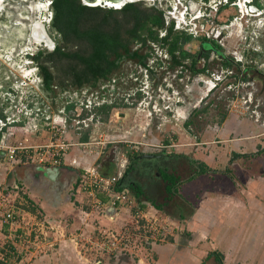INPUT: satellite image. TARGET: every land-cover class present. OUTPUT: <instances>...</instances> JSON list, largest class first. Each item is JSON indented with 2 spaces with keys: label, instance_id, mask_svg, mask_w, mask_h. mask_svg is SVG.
I'll return each instance as SVG.
<instances>
[{
  "label": "crops",
  "instance_id": "0c3cea01",
  "mask_svg": "<svg viewBox=\"0 0 264 264\" xmlns=\"http://www.w3.org/2000/svg\"><path fill=\"white\" fill-rule=\"evenodd\" d=\"M135 1H126L121 8H116L120 9L116 12L123 11L127 5L133 4L128 2ZM187 1L137 0L134 4L151 2L154 8L158 2L160 4L167 2L172 17L174 12H184L188 18L199 15L201 19L199 24L202 29H206L208 43L233 60L234 65L241 67L242 63L239 61L243 59V55L224 48L225 38H221L220 34L223 32L224 35L226 30H223L220 22L221 9L215 6L211 9L208 5L211 3L210 0H189L192 6H189ZM214 2L216 3V0ZM84 5L85 9L90 8L88 20L84 21L82 27L86 32L90 27L86 25L89 17L95 15L91 9L95 7ZM110 11L114 12L111 9ZM130 16L129 13L114 12L113 17H109L106 23L115 26L127 22L128 25ZM235 19L236 17L233 20ZM228 22L233 23L232 20ZM168 23L173 24L175 31L191 36V41L198 32H202L200 27L198 30L191 29L190 26L179 27L176 20ZM165 30L160 31L161 37L167 35L168 31ZM127 34L122 37L128 42ZM65 39L64 43H66ZM134 41L131 42L133 50L137 45ZM67 42L66 47L73 50L81 46L83 39L75 37L72 30ZM156 46L158 45L151 43V47ZM210 47L208 50L212 51L213 47ZM157 50L161 54L154 49V53L143 64L139 61L136 63V60L129 63L128 61L132 59L126 55L117 59V54L111 56L108 54L110 56L108 59L113 63L112 66L110 65L112 73L109 80L100 81L96 87L99 88L100 84H104L101 89L106 90L108 93L105 95L109 96L103 95L105 99L97 98L95 93L88 94L82 91L85 87L94 88L89 84L82 87L71 85L69 76L66 75L67 71L68 73L72 70L83 71L88 67L83 59L91 57V50L79 54L68 52L70 56L64 54L65 52L59 54V70L63 73L60 77H68L65 80L59 77L53 81L52 90L39 89L36 79L29 78L24 79L22 86L15 85L11 94L0 95V129L6 123L8 130L16 132V141L24 135V129L18 131L17 128H25L37 123L39 130L32 132L30 142L34 144L47 142L51 134L45 124V116L56 110L55 114H61L59 116L66 117L69 122L64 139L74 145L65 154L63 165L59 167L60 173L54 180L46 176L41 180L36 179L32 171L37 165L6 164L8 161L2 154L1 201H6L3 193L10 189L21 192L24 199L19 201L21 209L16 204L18 201L14 204L18 206L17 209L25 221L29 220L34 224L46 222L49 226L61 225L66 229L68 237L56 243L54 247L37 246L35 249L31 246L30 253L21 255L19 250L22 248L23 238L27 237L24 234L26 231L22 228L24 221H20L15 231L8 224L2 225V212H0V264H264L263 261L261 263L258 261L261 254L256 251V240L251 233L257 229V220L252 222L251 216L253 213L255 215L253 218L260 214L263 216L264 209L257 210L256 214L252 213V209L239 211L238 206L246 208L244 204L240 206V196L230 194L224 187L215 183L218 171H222L221 169L232 170L231 168L237 166L241 168L242 161L249 162L251 169L252 159L264 157L263 127L245 115L242 109L231 115L227 113L224 119L225 113L219 111L222 118L220 122L206 120L204 124L202 121L206 119L205 109L201 111L202 106L198 109H193L192 106L200 98H205L206 101L217 90L207 96V91L211 87L197 75L205 74L208 77L216 73L220 74L225 61L211 53L208 56V53V58L204 55L206 60L212 57L211 62H214L216 67L211 62L205 64L202 61L204 66L201 64L197 68L198 62L194 64L191 57L177 64L176 58H173L165 48L158 46ZM147 52L145 49L143 53ZM181 53L183 52H176L177 59L181 58ZM89 64L96 67L98 62L96 60ZM129 68H134L132 69L134 74L131 69L128 70ZM224 69L231 70L230 67ZM251 72L252 75L247 74L244 79L248 80L251 86L258 84V89H263L264 83L258 80L263 74L257 70ZM135 81L138 84L148 82V89H151L153 94L162 87L167 89L163 90L166 96H170L169 92L173 96L165 104L172 109L155 115L145 133L139 129L138 119L133 115L134 110H130L145 96L142 91L138 92L141 95L140 99L136 100L137 96L134 94L137 93L139 86ZM166 81L170 82V88L167 87ZM131 84L136 86L132 88ZM32 88H37L41 95L34 96ZM24 90L30 95L29 98L24 99L26 104L23 102L27 105L26 109L30 111L29 113H26L21 105V108H18L19 102L16 103L17 95L22 94ZM73 90L74 93H68ZM84 93L87 97H91L93 106L89 113L86 110L83 112V117L86 118L91 113L93 123L87 127H78L72 119L74 110L79 106ZM33 99L36 101L34 102ZM153 99H150V105H153L154 101L155 104L159 103V99L157 100L156 97L154 101ZM102 101L105 102L101 103ZM104 106H108L110 111L108 119L105 114L98 113V108ZM197 112L200 113L195 120L194 116ZM101 133H106L113 140L127 138L129 141L142 142L144 145L140 149L131 150L128 145L115 143L94 148L93 152L78 145L98 138ZM160 146L167 148L161 149ZM256 153L258 155L250 156ZM123 156L127 159V163L119 181V188L129 193L137 208L146 211L150 217L156 216L160 222L159 226L165 227L166 230L158 229L147 237L129 239L116 249L85 251L87 247L85 244L89 242L87 239L94 242L102 241L104 231H112L119 235L131 233L127 227L133 222L132 212L122 206L110 207L108 204L110 196L107 194L94 192L93 197L92 188L83 183V176L89 168H96L106 177L118 176ZM247 158L250 161H246ZM253 185L257 183L254 182ZM20 186L32 196L20 190ZM36 197L39 200H35ZM95 199L106 203L109 208L101 212L96 211L93 207ZM32 232L30 239L33 240L35 232ZM246 233L249 239H246ZM79 238L78 247L76 241ZM78 253L84 254L83 260L79 259ZM3 257L4 261L1 260Z\"/></svg>",
  "mask_w": 264,
  "mask_h": 264
},
{
  "label": "built area",
  "instance_id": "2783aa9c",
  "mask_svg": "<svg viewBox=\"0 0 264 264\" xmlns=\"http://www.w3.org/2000/svg\"><path fill=\"white\" fill-rule=\"evenodd\" d=\"M215 7H218V5H215ZM238 8V10L241 12V17H249L251 14L248 12V4L247 3H237L236 5L232 6ZM219 11V10H218ZM175 13V12H174ZM172 13L173 17L177 21V26L185 28L186 26H190V28L194 30H198L200 27L199 21L200 16L194 15L190 18L186 16L184 12L182 13ZM254 15V14H253ZM237 19V18H236ZM200 29H202L200 27ZM206 29H202V32H198L195 37L194 41L187 44L189 46L192 44L188 49L186 46V51L191 54H198V50H200V46L203 41H200L202 38H207ZM200 41V42H199ZM199 43V44H198ZM198 44V46H197ZM196 45L197 48L194 49V46ZM161 54V52H158ZM240 63L242 65L244 64V60H240ZM245 68H242L244 70ZM222 73V74H221ZM221 73H216L213 75H209L208 77L199 75L200 79L206 81L208 85L211 87L210 90L207 91V96L213 91L219 90V88L224 87V90H227L229 92H232L233 99L237 100V104H240L237 110L239 109H245L243 113L245 115L249 116L250 119L254 120L255 122H258L261 124L262 127H264V122H261L260 115L257 113V110L251 109V100L249 102L248 97L242 96V89L244 87V78L242 77V74L238 77L235 75L234 71L232 70H222ZM205 77L206 79H204ZM136 79V78H135ZM229 79V80H228ZM138 80V79H136ZM233 80V81H232ZM25 82V80H24ZM136 82V81H135ZM228 82L229 84H226ZM32 83V81H31ZM137 83V82H136ZM169 81H166V85L169 87ZM138 84V83H137ZM225 85V86H224ZM139 89L137 88V93L134 94L135 96H138V92H143L145 95L140 102L130 110H134L133 115L138 120V126L140 131L143 133L147 132L148 128L150 127L153 118L155 115L161 114L165 111H169L170 106L165 105L169 102V100L173 97L172 94L169 92L170 96H166L162 87H160L156 94H153L152 90L148 89V82H140L138 84ZM174 89V86H173ZM154 90V89H153ZM175 90V89H174ZM156 92V90H154ZM173 93V91H172ZM141 94V93H140ZM83 98L79 102V106L75 108L74 110V118L72 121H74V124L78 127H87L90 124L93 123L92 116H87L86 118L83 117V112L86 110L88 113L90 112L91 106H93V101L91 98L87 97L86 93L83 94ZM155 97L157 100L159 99V103L155 104L154 99ZM153 99L154 103L151 104V100ZM242 99V101H241ZM156 100V101H157ZM205 101V98H200L199 100L195 101L193 104V109H198L201 107V104ZM105 101H102L103 103ZM243 105V106H241ZM234 107V105H233ZM237 110L230 111V113H234ZM175 111V110H174ZM173 111V112H174ZM172 112V113H173ZM61 115V114H59ZM49 116L47 114L45 116V124L49 128L50 131V138L47 142L44 143H31L30 138L32 132H37L39 130V125L37 123H32V125L24 128V135L22 138L18 141H16V132L13 130H8L7 124L4 123L2 128L0 129V163L2 162V154H4V158L8 161L6 164H10L13 166H17L21 163H29V164H35L37 166H47V167H60L63 165V160L65 157V154L69 150L70 147L74 146L72 143L67 142L64 139V134L67 131V128L69 126V122L66 117L63 116ZM117 117L119 114L116 115ZM190 117V116H188ZM125 144L130 146V149L132 148L134 150L140 149L141 146L144 144L142 142H133L129 141L127 138H121L119 140H113L109 138V136L106 133H101V135L93 139L89 142L84 143H78V145L85 150H88L90 152H93L95 150L94 148L98 147H105L108 144ZM161 149L167 148L166 146H160ZM168 148H171L168 146ZM122 165H121V171L118 176L114 177H106L102 175L96 168H89L84 176H83V183L84 185H89L90 188H92V196L94 197V192H101L104 194H107L109 197V205L110 207H119L122 206L125 207L127 210L132 212V224L128 226L127 228L131 230V233H126L124 235L116 234L112 231H104L102 233V241L94 242L93 240L87 239L89 242L88 244H85L87 247L85 248V251L87 250H101L105 251L106 249H116L118 246H121L124 242L129 241V239L133 238H144L152 234L153 232L157 231L158 229H161L163 231L166 230L165 227L159 226V221L157 217L149 216V214L136 207V205L133 203L134 201L131 199L129 193L119 188V181L123 173V169L126 167L127 159L123 156L122 157ZM94 209L98 212H101L105 208H109L106 203L101 202L98 199H95ZM18 207L14 203H9L8 201L2 202L0 199V212H2L1 217V223L2 225H10L14 230H17V225L20 224V221H24L23 225L25 226L23 231H26L24 234H26V238H23V244L21 245L22 248H20L19 253L26 254L30 253V247L34 246L35 249H37V246L42 247H54L56 243H59L62 239L66 238V231L64 230L61 225L54 227L49 226L46 224V222H39L30 223L29 220L25 221L23 216H21V213L17 209ZM2 210V211H1ZM156 218V219H155ZM16 228V229H15ZM32 231L35 232L34 239H30L32 235ZM23 234V235H24ZM19 237V236H16ZM23 237V236H22ZM21 237V238H22ZM77 240V239H76ZM76 244L80 245V238L76 241ZM84 245V244H83ZM79 259L83 260L84 254L78 253ZM2 261L5 260V258H1Z\"/></svg>",
  "mask_w": 264,
  "mask_h": 264
},
{
  "label": "flooded vegetation",
  "instance_id": "af4514ba",
  "mask_svg": "<svg viewBox=\"0 0 264 264\" xmlns=\"http://www.w3.org/2000/svg\"><path fill=\"white\" fill-rule=\"evenodd\" d=\"M126 1L129 0H0V95L3 93L11 94L14 92L15 85L22 86L24 79L29 78H32L30 80L36 79L39 89H45L46 85L43 69H47V71L52 74L54 81L63 75L62 71L59 70V54H62V52H81V46L73 50L66 48L64 39L67 35L70 36V31L72 30L75 37H77L79 31L80 33L84 32L85 29L82 27L84 21L88 20L87 15L90 13V8L85 9L86 7L84 4L95 7L91 9L95 15L89 17V21L86 24L90 25L88 28L96 29L97 26L95 25L100 24L102 26L101 29L109 31L117 27H108V24L105 23V19L108 20L109 17H113L114 12L120 13L116 12L120 10L116 8H121ZM136 2L137 1L128 3ZM190 2L189 0L187 1L188 5ZM158 3L155 4V7L164 12V19H166V24H168L167 29H169L171 23L168 22L171 20L175 21V18L170 15L168 10L164 9L163 3ZM237 3H247L248 12L251 14L249 17L245 16L239 18L242 24H248L254 19H264V0H219L216 1L215 5H218V8L224 13ZM110 9L114 10V12L112 13ZM64 20H69L67 22L69 28H65L64 25L62 26L60 24V22ZM120 25L121 26L116 25L119 28L118 33L121 36H125L128 33L127 22ZM16 27H20L21 30L18 31ZM73 28L78 31H75ZM221 34V38L225 37L223 32ZM17 40L20 42L19 44ZM134 42L137 45L134 47L133 51L143 46L142 43H138L137 40ZM187 44L184 45V52L186 51L185 48ZM149 46H151V43H148L146 46V51H148ZM205 46L207 48L210 46L213 47L212 44L205 41L202 42L200 50L197 52H202ZM7 47L10 49L6 50ZM214 47L212 51L206 48V52H219V50ZM59 48L62 49L59 51ZM145 49L143 48L142 51L144 52ZM154 49L156 50V47ZM156 52H159V50H156ZM210 55L209 53L208 56ZM19 57L24 59L21 65H18L17 62ZM131 61L133 63V60H129L128 62L131 63ZM201 64H203L202 61L198 62L196 64L197 68L200 67ZM202 66H204V64ZM130 69L131 72H133L132 69L134 68H129L128 70ZM230 69L234 71L235 75L238 77L241 74L243 78L247 76V74L252 75L250 68L242 70V66L234 65L231 66ZM25 72L28 74L25 75ZM18 73L20 74V78L17 77ZM67 77L68 76L63 78L60 77L59 79L65 80ZM258 80L263 83L264 74L261 78H258ZM253 155L258 154H251L250 156L253 157Z\"/></svg>",
  "mask_w": 264,
  "mask_h": 264
},
{
  "label": "rangeland",
  "instance_id": "374dc122",
  "mask_svg": "<svg viewBox=\"0 0 264 264\" xmlns=\"http://www.w3.org/2000/svg\"><path fill=\"white\" fill-rule=\"evenodd\" d=\"M171 1H173V0H171ZM214 1L215 0H210L211 3L208 4L209 6H211L210 7L211 9L212 8L214 9V7H213V6H215ZM216 1H219V0H216ZM140 4H141V8H143V9L153 8V3H151V2H146V3L141 2ZM167 4H168L167 2L163 4V7L165 10L169 9ZM203 7H205V6H203ZM219 13H220L221 18H222V20L220 21L221 26L224 30H226V32L224 33V36H225L224 41L225 42L223 41L224 48H226L227 51L240 52L243 55L244 64L242 65V68H250V70H253V71L257 70V71L261 72L262 74H264V21H263L264 19H260V20L254 19L248 24H242L240 22V19H239V18H241V12L236 7L235 8L230 7L227 10V12H224V13L219 12ZM120 17H122V15ZM235 17L237 18V20H233ZM229 19L230 20L232 19L233 23H231V24H229V26H227V24L229 23L228 22ZM260 21H263V22H260ZM237 22H239L241 26L237 25ZM133 25H134V22L129 20L128 25H127L128 28H131ZM216 28H218V27H216ZM16 29L18 31L21 30L20 27H16ZM245 37L247 39H244ZM17 39H18V37H17ZM194 40L195 39H193L192 41H194ZM200 41L205 42L203 38ZM17 43L19 44L20 42L17 40ZM198 44H197V46H198ZM191 45L192 44L187 46L188 49H190L189 47ZM87 47L89 50L90 49L89 45L84 44V48H87ZM195 48H197L196 45L194 46V49ZM8 49H10V48L7 47L6 50H8ZM157 49H158V46H156V50ZM69 50H72V49H69ZM23 60L24 59L22 57H19L17 59L18 65H21ZM213 63L211 62V64H213ZM221 68L224 69V67H221ZM223 69H221V70H223ZM212 70H217V69H212ZM26 73L27 72H25V75H26ZM197 76H199V74ZM204 76H206V75L204 74ZM17 77L20 78L19 73H18ZM131 82L134 83V81H131ZM243 82H244V87L242 89V96L248 97V98L251 97L250 99H248L249 102L251 100L250 111L252 112V110H257V113H259V115H260L261 122H264V88L258 89V86H259L258 84H255V86L253 87V86H251L250 82H248V80H245V79L243 80ZM226 84H229V83L226 82ZM102 85H104V84H100L99 88L85 87V88H82V91H86L88 94L95 93V96L97 98L105 99L106 97H109V96H106L107 95L106 93H108L106 90L101 89ZM135 86H136L135 84H131L132 88H134ZM91 89H93V90H91ZM32 91H33L34 96L39 97L41 95V93H39L40 91L37 88H32ZM74 91L75 90L69 91L68 93H74ZM224 91H225L224 87L219 88V90H217L216 93L211 95L209 99H207L206 101H204L201 104V106H202L201 111H203L205 109L204 113H205L206 119L202 121L204 124H205L206 120L208 122H212V121L213 122H215V121L220 122L222 120V118L219 114V111L223 114L225 113L227 115V113H228V115L229 114L231 115L230 111H233V110L235 111L240 106L241 102L239 104H237L238 103L237 100L236 99L234 100L232 98L233 97L232 92L225 91V93H224ZM103 95H105L106 97ZM29 97H30L29 93H27L24 90L22 92V94L17 95V99H16V103L19 102L18 108H21V107L24 108L26 113H29L30 111L26 109L27 105H25L26 103H25L24 99L29 98ZM20 101H21V103H20ZM33 101L35 102L36 100L33 99ZM241 101H242V99H241ZM20 105H21V107H20ZM233 105H234V107H233ZM241 106H243V105H241ZM243 111H245V109H243ZM56 112H57L56 110L55 111L53 110L49 114V116L54 117V116L59 115V114H55ZM194 117H196V115ZM197 117L194 119L196 120ZM196 122H198V121H196ZM202 122L199 121V123H202ZM23 129L24 128H17L16 130H18V131L22 130L23 131ZM263 132H264V127H263ZM246 161H250V159L247 158ZM252 161L253 162L251 163V165L253 167H251V169L249 167V162L243 163V161H242V165L240 166L241 168H238L239 166H237L235 168H231L232 170L221 169L222 171H218V174L216 176L217 181L215 183L216 184L218 183L219 185L224 187L230 194L240 196V203L239 204H240V206L244 204L246 206V208L243 209V208H240L238 206L239 211H250V209H252V213L255 212V214H256L257 210L261 211L262 209H264V157L263 156H260L258 158L256 157L255 159H252ZM23 164H29V163H22V165ZM251 180L252 181L254 180V182H256L257 185H253L254 182H251ZM20 190H23V192L25 194H28L27 190L24 189V187L20 186ZM254 191H257V193L255 194ZM20 193L14 192V190L10 189L6 193L4 192L3 195L5 196L6 201H8L9 203H16L17 201L19 203V201L21 202V200L24 201V199ZM28 195L32 196V194H28ZM252 198L253 199L256 198V200H251ZM37 199L38 198L36 197L35 200H37ZM18 203H16V204L20 208L21 205H20V203L19 204ZM226 208H227V206H226ZM254 209H256V210L254 211ZM231 215H232L231 217L233 218V215H234L233 210L231 212ZM254 216L255 215L253 213V215L251 216V220H252V222L257 220V223H256L257 229L251 233H252L253 237L255 238L254 240H256V244H255L256 249H257L256 251L259 253V255L261 254L260 255L261 258L260 257L258 258V261L261 263V261L264 262V215L262 216L260 214V215H258V217L253 218ZM57 226H59V225H57ZM57 226H55V227H57ZM22 228L24 230L25 226L23 225ZM64 230L66 231V229H64ZM67 237H68V235L66 234V238ZM245 237H246V239L248 238V233H246Z\"/></svg>",
  "mask_w": 264,
  "mask_h": 264
},
{
  "label": "trees",
  "instance_id": "16d2710c",
  "mask_svg": "<svg viewBox=\"0 0 264 264\" xmlns=\"http://www.w3.org/2000/svg\"><path fill=\"white\" fill-rule=\"evenodd\" d=\"M120 13H129L131 15L130 21L134 22L132 28L128 30V42L118 33V26L121 25H115L114 27L117 28H115L114 30L111 29L109 31H106V29H101L102 26L100 24H96V29L88 28L86 32L84 31L83 33H77V37L83 39V42L81 44V52H77V54L88 50V47L84 48V44H87L90 47L89 51L91 50V57L83 59V62H86V65L88 64V67H86L83 71L72 70L69 73L67 71L68 74H66L69 76L71 85L82 87L85 84H89L92 87H97L100 81L103 80L104 82L109 80L112 73V67H110V65H113V63H111L109 59L112 54H117V59H120L121 56L126 55L132 60H137L142 64L145 63L148 58H150L152 53H154V48H152L151 46H149L148 52L146 54L143 53L142 49H145L148 43H154L162 48H165L167 52H169V54L173 56V58H176L177 64L182 63L183 60L190 57L193 59L194 64H196L198 54H194L193 56L192 54L188 53V51H183V45H186L191 41V36L184 34V32L180 33L175 31L173 24L169 29H167L166 21L164 19V12L158 10L156 7L151 9H143L141 8L140 4L133 3L127 5ZM68 21L69 20L61 21L60 24L62 26L64 25L65 28H69V24L67 23ZM108 27L110 26L108 25ZM74 30L78 31L76 29ZM163 30H165L166 32L168 31L165 37H161L160 35V31ZM69 37L70 36L68 35L66 36V46L68 45L67 39ZM134 40L139 41L138 43H142L143 45L141 48H138L135 51H133V48L131 46V42ZM204 41L208 42L207 38H205ZM61 49L62 48H59V51ZM179 51L183 53H181L180 55L181 58L179 56L180 59H177L178 56L176 55V52ZM64 54L69 55L68 52H65ZM108 54H110V56ZM91 59L92 61L97 60L98 65L96 67L90 66L91 64L89 63L92 62L90 61ZM223 66L231 68L232 64H230L229 62H225ZM43 75L45 78L46 88L48 90H52L51 86L52 82L54 81L52 74L47 71V69H43ZM140 95L141 94H138L136 100L140 99ZM107 107L108 106L98 108V113L105 114L106 119H108L107 116L110 115V111ZM199 113L200 112H197L196 116ZM225 117L226 114L223 116V119Z\"/></svg>",
  "mask_w": 264,
  "mask_h": 264
},
{
  "label": "water",
  "instance_id": "95a60500",
  "mask_svg": "<svg viewBox=\"0 0 264 264\" xmlns=\"http://www.w3.org/2000/svg\"><path fill=\"white\" fill-rule=\"evenodd\" d=\"M190 6H192V3H189ZM206 46L203 48L202 52L199 53L198 57H197V62H205V64H209L212 60V57H210V59L207 61L205 56L208 53H211L213 55H215V57H217L218 59H221L225 62H229L230 64H235V62L229 58H227V56L223 53V52H206ZM208 49V48H207ZM211 50H213V48H211ZM205 55V56H204ZM148 157V156H147ZM60 173V168L59 167H47V166H37L33 169L32 174L36 179L41 180L42 177H48L51 180H54L57 175Z\"/></svg>",
  "mask_w": 264,
  "mask_h": 264
},
{
  "label": "bare ground",
  "instance_id": "6f19581e",
  "mask_svg": "<svg viewBox=\"0 0 264 264\" xmlns=\"http://www.w3.org/2000/svg\"><path fill=\"white\" fill-rule=\"evenodd\" d=\"M28 73H26V75H27Z\"/></svg>",
  "mask_w": 264,
  "mask_h": 264
}]
</instances>
